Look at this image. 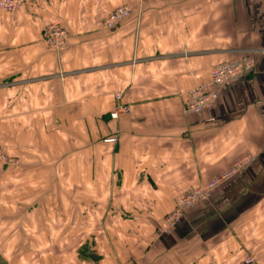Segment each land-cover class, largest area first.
<instances>
[{"label": "crops", "instance_id": "1", "mask_svg": "<svg viewBox=\"0 0 264 264\" xmlns=\"http://www.w3.org/2000/svg\"><path fill=\"white\" fill-rule=\"evenodd\" d=\"M133 13L115 29L118 6ZM69 32L59 51L43 27ZM254 71L187 111L213 67ZM130 107L110 116L116 94ZM117 136V143L105 139ZM0 264H264V0H39L0 9ZM246 165L189 209L190 189Z\"/></svg>", "mask_w": 264, "mask_h": 264}, {"label": "built area", "instance_id": "2", "mask_svg": "<svg viewBox=\"0 0 264 264\" xmlns=\"http://www.w3.org/2000/svg\"><path fill=\"white\" fill-rule=\"evenodd\" d=\"M37 1L39 0H0V9L17 12ZM132 11L133 9L129 5L118 6L107 17L104 26L107 28H115L117 25L119 26L120 23L131 15ZM68 37V30L59 21L48 23L42 29L44 43L57 51L61 50L67 44ZM255 64L256 61L254 58H244L238 63H223L213 67L209 83L188 91L187 111L189 113H201L206 109L214 107L219 99L220 92L235 81L250 75L255 69ZM115 97L114 108L111 111L110 116L112 119L118 120L121 115L130 113V107L121 102L123 97L121 92H118ZM105 141L109 143H117L118 137L114 135L105 139ZM247 159L244 158L237 161L232 169L214 180L197 188L190 189L179 199L175 210L166 217L163 231L165 233L170 232L182 220L189 209L193 208L200 201L209 199L214 190L236 175V173L246 165L248 161ZM15 163L16 159L0 153V177L4 172L5 167ZM243 264H254V258L247 257L243 261Z\"/></svg>", "mask_w": 264, "mask_h": 264}, {"label": "rangeland", "instance_id": "3", "mask_svg": "<svg viewBox=\"0 0 264 264\" xmlns=\"http://www.w3.org/2000/svg\"><path fill=\"white\" fill-rule=\"evenodd\" d=\"M120 6H121V5H120ZM116 8H117V7H116ZM116 8H115V9H116ZM115 9H114V10H115ZM114 10H113V11H114ZM2 11H4V10H2ZM4 12L14 13V11H4ZM132 13H133V11H132ZM132 13H131V14H132ZM109 15H110V14H109ZM109 15H108V16H109ZM108 16H107V17H108ZM107 17L105 18V21H106ZM129 17H130V16H129ZM129 17H128V18H129ZM128 18H127V19H128ZM105 21H104V25H105ZM124 21H125V20H124ZM119 25H121V23H120ZM117 26H118V25H117ZM117 26H116L115 28H117ZM106 28H107V27H106ZM115 28H108V29H115ZM68 39H69V37H68ZM67 42H68V40H67ZM244 58H254V59H255V57L252 56V55L245 56ZM244 58H242L240 61H237V62H235V63L241 62ZM255 61H256V59H255ZM225 63H229V62H225ZM221 64H223V63H221ZM221 64H219V65H221ZM231 64H233V63H231ZM13 165H15V164H11V165L5 167V168H4V171H5L7 168H9V167H11V166H13ZM178 201H179V200H178ZM177 203H178V202H177ZM176 206H177V205H176ZM174 210H175V209H174ZM172 212H173V211H172ZM172 212H171V213H172ZM171 213H169V214H171ZM169 214H168V215H169ZM168 215H167V216H168ZM167 216H166V217H167ZM166 217H165V220H164V225H165ZM163 227H164V226H163ZM132 264H135V263H132Z\"/></svg>", "mask_w": 264, "mask_h": 264}, {"label": "bare ground", "instance_id": "4", "mask_svg": "<svg viewBox=\"0 0 264 264\" xmlns=\"http://www.w3.org/2000/svg\"><path fill=\"white\" fill-rule=\"evenodd\" d=\"M3 174V173H2ZM2 176V175H1ZM1 178V177H0Z\"/></svg>", "mask_w": 264, "mask_h": 264}]
</instances>
